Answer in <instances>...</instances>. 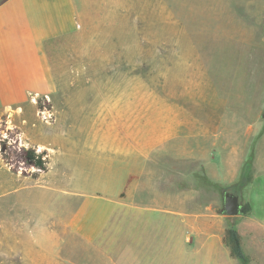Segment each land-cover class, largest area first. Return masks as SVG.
I'll use <instances>...</instances> for the list:
<instances>
[{
  "label": "rangeland",
  "instance_id": "obj_1",
  "mask_svg": "<svg viewBox=\"0 0 264 264\" xmlns=\"http://www.w3.org/2000/svg\"><path fill=\"white\" fill-rule=\"evenodd\" d=\"M78 13L79 38L51 46V51L67 56L59 67L72 70L73 100H81L83 110L89 113L97 106L93 101L101 98L98 112L106 119L96 127L100 139L113 137V191L121 192L124 146L140 142L147 173L142 205L153 209L157 194L162 198L158 203L169 206L175 191L190 195L193 190L194 208L208 199L216 214L223 207L222 193L238 195L244 202L249 172L243 186L238 184L240 173L237 189L227 190L214 185L207 172H214L210 162L221 144L219 129L235 136L229 144L240 145L245 144L241 135L249 123L258 128L264 123V0H78ZM29 99L37 106L36 118L52 124L42 130L26 109L24 118L19 117L21 132V125H11L13 116L3 117L1 157L9 169L3 159L4 140L6 148L20 149L26 146L23 138L34 141L46 132L78 150L86 141L84 135L75 139L69 124L54 123L53 115H47L52 107L48 98ZM25 103L13 99L12 115L19 104L27 107ZM5 105L0 100V112L7 111ZM51 164L53 169V160ZM23 170L30 175L23 176ZM40 172L47 171L26 168L15 174L37 180ZM190 182L203 190H191ZM150 183H155V192ZM123 208L119 206L96 247L88 249L76 239L72 244L80 252L65 249L61 254L82 264H120L123 230L154 227L145 219L139 225L134 207Z\"/></svg>",
  "mask_w": 264,
  "mask_h": 264
},
{
  "label": "crops",
  "instance_id": "obj_2",
  "mask_svg": "<svg viewBox=\"0 0 264 264\" xmlns=\"http://www.w3.org/2000/svg\"><path fill=\"white\" fill-rule=\"evenodd\" d=\"M81 24L78 0H0V100H5L7 108L0 112V125L10 114L11 125H21L22 132L19 121L28 109L33 122L47 130L52 123L36 118L37 106L29 95L45 97L52 105L47 115H53L54 123L69 124L75 139L86 138L79 150L66 148L62 137L53 140L46 132L34 141L23 138L26 146L48 152V170L34 180L13 173L3 163L0 134V264H82L61 252H80L72 244L76 239L88 249L96 247L119 206L134 207L132 215L139 225L145 219L154 226L123 230L120 264H264V123L259 128L249 123L241 135L245 144L240 145L229 144L235 136L219 129L221 144L210 162L214 172H207L214 185L227 190L235 185L250 153L251 183L241 201L249 207L245 215L216 214L208 199L195 209L193 189L203 188L191 182L192 194L175 191L169 206L158 203L157 194L153 209L142 205L147 173L145 147L140 142L129 143L122 151L119 196L117 189L113 191V137L101 135L100 139L96 127L106 119L98 112L101 98L93 101L97 106L89 113L83 110L81 100H73L72 70L59 67L67 56L51 51V46L79 38ZM17 98L28 106L19 104L12 115L11 102ZM134 175L137 179L132 180ZM148 188L155 192V183ZM122 194L127 200L121 199ZM229 225L241 235L247 262L232 258L224 244Z\"/></svg>",
  "mask_w": 264,
  "mask_h": 264
},
{
  "label": "trees",
  "instance_id": "obj_3",
  "mask_svg": "<svg viewBox=\"0 0 264 264\" xmlns=\"http://www.w3.org/2000/svg\"><path fill=\"white\" fill-rule=\"evenodd\" d=\"M50 108V105H49ZM4 150H3V159L4 162L10 167L13 173H18L21 169L26 168H35L40 171L48 170V152L47 151H38L35 148H18L17 146H9L5 147L7 140H4ZM250 157L248 161H246L243 170L241 172V177L239 180V185H244L246 174L249 172L248 180L251 181V164ZM23 176H28L30 174L26 173L23 170ZM34 178H37V175L31 174ZM237 184V185H238ZM237 185L232 186L231 188L237 189ZM230 189V188H229ZM225 195V193H224ZM249 211L248 206H243V214L245 215ZM224 244L229 248L230 255L234 259L241 260L243 262H247L248 259L245 256L242 246V238L239 232L235 229L234 226L229 225L225 231L224 236Z\"/></svg>",
  "mask_w": 264,
  "mask_h": 264
},
{
  "label": "water",
  "instance_id": "obj_4",
  "mask_svg": "<svg viewBox=\"0 0 264 264\" xmlns=\"http://www.w3.org/2000/svg\"><path fill=\"white\" fill-rule=\"evenodd\" d=\"M263 118H264V114H263ZM22 147L25 148L24 146ZM220 214L229 216V217H236V216L242 215L243 206H242L239 196L233 193H230V192L225 193L224 203L220 211Z\"/></svg>",
  "mask_w": 264,
  "mask_h": 264
}]
</instances>
